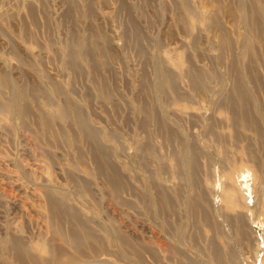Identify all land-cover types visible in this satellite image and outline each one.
<instances>
[{"label": "rangeland", "instance_id": "1", "mask_svg": "<svg viewBox=\"0 0 264 264\" xmlns=\"http://www.w3.org/2000/svg\"><path fill=\"white\" fill-rule=\"evenodd\" d=\"M10 238L38 264L45 238L73 264H264V0H0Z\"/></svg>", "mask_w": 264, "mask_h": 264}, {"label": "bare ground", "instance_id": "2", "mask_svg": "<svg viewBox=\"0 0 264 264\" xmlns=\"http://www.w3.org/2000/svg\"><path fill=\"white\" fill-rule=\"evenodd\" d=\"M162 83H163V81H162ZM25 112V111H24ZM79 112H77V114H78ZM79 115V114H78ZM77 115V116H78ZM72 116H73V114H72ZM79 117V116H78ZM77 119H79V118H77ZM77 119H75V120H77ZM250 121H251V119H250ZM250 121H248L249 123H250ZM77 124H78V121H75ZM82 125V124H81ZM79 126V125H78ZM231 173H229V174H227L226 175V180H227V184L224 186V189H223V191H224V193H223V200H225L226 202H228V204H229V207H230V209H234V206L235 205H239L240 203H241V201H240V199L238 198L239 197V189H240V187H247V185H245L244 183H243V181L242 182H239V183H237L236 182V180H235V177H233L232 175L233 174H231ZM238 178H241V179H246V177H247V175H245V173H243V172H238ZM167 194V193H166ZM178 194V193H177ZM48 195V194H47ZM49 195H53V194H49ZM56 196V195H55ZM55 196H54V198H55ZM64 196V195H63ZM62 195H61V198L63 197ZM166 196H168V195H166ZM170 196H171V194H170ZM179 196H181L180 194H179ZM65 197V196H64ZM175 197V196H174ZM203 197V196H202ZM48 198V197H47ZM59 198V197H58ZM145 198H146V196H145ZM159 198V197H158ZM170 198V197H169ZM144 199V198H143ZM157 199V198H156ZM160 199V198H159ZM161 199H162V197H161ZM175 199V198H174ZM203 199V198H202ZM239 199V200H238ZM60 200V199H59ZM62 200V199H61ZM66 200V199H65ZM71 200V199H70ZM248 199H246V201H247ZM47 201V207H48V210H49V213H51L50 215H53V216H55L56 218H57V220L59 219V218H61L60 216H62V214L68 209V207H70V206H68L67 207V209H66V207H65V204L67 203V201H63L64 202V207H62L61 206V204L60 203H63V202H61L60 201V203H59V205L55 202V200H52L51 199V197L49 198V199H47L46 200ZM144 201V200H143ZM152 201H153V198H152ZM171 201V200H170ZM173 201V200H172ZM176 201V200H175ZM180 201V200H179ZM224 201V202H225ZM160 202V201H159ZM174 202V201H173ZM194 202H195V200H194ZM225 202V203H226ZM238 202H240V203H238ZM44 203H45V200H44ZM145 204L144 205H146V203L147 202H144ZM153 203V202H152ZM165 203H166V201H165ZM172 203V202H171ZM198 203V202H197ZM205 203V202H204ZM162 204H163V202H162ZM170 204V203H169ZM199 204V203H198ZM147 205H148V203H147ZM173 205V204H172ZM224 205H226V204H224ZM67 206V205H66ZM153 206H154V204H153ZM177 206H179V204L177 205ZM196 206V205H195ZM171 207V206H170ZM175 207H176V204H175ZM197 207H199V206H197ZM241 207V206H240ZM72 208V207H71ZM71 208H69L70 210H71ZM131 208V207H130ZM149 208V207H148ZM192 208V207H191ZM226 208V207H225ZM45 209H46V206H45ZM69 209L67 210V211H69ZM73 209V208H72ZM193 209H194V207H193ZM165 211V210H164ZM201 211V210H200ZM45 212H46V210H45ZM77 212V211H76ZM66 214H67V212H65ZM69 213H70V211H69ZM71 214V213H70ZM75 214H77V213H75ZM166 214V213H165ZM164 214V215H165ZM199 214V213H198ZM49 215V216H50ZM63 215H65V214H63ZM72 215V214H71ZM73 215H74V213H73ZM73 215H72V217H73ZM78 215H79V213H78ZM77 215V216H78ZM70 216V215H69ZM82 216V215H81ZM165 216H167L168 217V215H165ZM52 217V216H51ZM50 217V218H51ZM64 217V216H63ZM72 217H70V218H72ZM74 217H75V215H74ZM201 217H202V215H201ZM207 217V216H206ZM80 218V217H79ZM64 219V218H63ZM229 219V218H228ZM240 219V218H239ZM239 219H234V218H232L231 220H230V222L231 223H236ZM52 220L53 219H51V223H53L52 222ZM65 220H66V218H65ZM71 220H73V219H71ZM205 220V219H204ZM208 220V219H207ZM60 221H61V219H60ZM60 221H59V223H60ZM67 221V220H66ZM82 221H84V220H82ZM90 221V220H89ZM88 221V222H89ZM92 221V220H91ZM49 222H50V220H49ZM65 222V221H64ZM69 222V221H68ZM71 222V221H70ZM73 222H74V220H73ZM87 222V221H86ZM51 223H49V224H51ZM66 223V222H65ZM89 223H91V222H89ZM62 224V226H63V222L61 223ZM61 224H59V225H61ZM86 223H84V225H85ZM92 224V223H91ZM94 224V223H93ZM53 225V224H52ZM58 225V224H57ZM70 225V224H69ZM95 225V224H94ZM51 226V225H50ZM71 226H74L72 223H71ZM77 226V225H76ZM86 226V225H85ZM97 226V225H96ZM95 226V227H96ZM105 226V225H104ZM56 227V226H55ZM61 227V226H60ZM69 228H70V226H68ZM78 227V226H77ZM98 227V226H97ZM96 227V228H97ZM51 229H54V227L52 226V227H50ZM57 228H58V226H57ZM66 228V227H65ZM68 228V229H69ZM73 227H71V232H72V229ZM74 228H75V226H74ZM50 229V230H51ZM79 229V228H78ZM83 229V228H82ZM112 229V228H111ZM58 230H59V228H58ZM63 231H64V229H62ZM88 229H86L85 230V232L87 231ZM61 231V230H60ZM62 232V231H61ZM70 232V233H71ZM96 232V231H95ZM105 232V231H104ZM52 233V232H51ZM74 233V232H73ZM91 233V232H90ZM94 233V232H93ZM98 233V232H97ZM96 233V234H97ZM101 233L103 234V232L101 231ZM241 233V232H240ZM6 234H9V233H6ZM5 234V235H6ZM12 234V233H11ZM56 234V233H55ZM63 234H65V233H63ZM78 234V236L80 235V233H77ZM76 234V235H77ZM92 234V233H91ZM105 234V233H104ZM111 234V233H110ZM109 234V235H110ZM118 234V233H117ZM53 235H54V233H53ZM74 235H75V233H74ZM89 234L87 233V236H88ZM93 235V234H92ZM119 235V234H118ZM10 236V235H9ZM71 236V235H70ZM78 236H73V237H77L78 238ZM81 236V235H80ZM79 236V237H80ZM86 236V237H87ZM97 236V235H96ZM114 236V235H113ZM65 237V235L63 236V238ZM72 237V236H71ZM99 237H101V236H99ZM107 237V236H106ZM4 238V237H3ZM58 238H59V236H58ZM82 238V237H81ZM94 238V237H93ZM112 239H113V237H111ZM120 238V237H119ZM80 239V238H79ZM84 239V238H83ZM89 239V238H88ZM95 239V238H94ZM100 239H102V237L100 238ZM106 239V238H105ZM104 239V240H105ZM122 239L123 238H121V240L120 241H122ZM5 240H7V239H5ZM5 240H4V242H5ZM43 240V239H42ZM55 240V239H54ZM65 240V239H64ZM82 240V239H81ZM93 240V239H92ZM92 240L90 239V241L92 242ZM99 240V239H98ZM103 240V239H102ZM107 240V239H106ZM45 241H47L46 240V238H45ZM44 241V243L41 245V247H39L40 248V253L39 254H41V255H45V254H47L48 256H49V258L51 259L50 261H49V264H73L72 263V259L69 257V256H67V255H69V253H62V251H59L58 249H57V246L56 245H60V244H56L55 243V248L56 249H54L52 246V244H53V242L50 244V243H47V242H45ZM49 241V240H48ZM51 241V240H50ZM57 240H55V242H56ZM73 241V240H72ZM108 241V240H107ZM4 242H2V243H4ZM25 242V241H24ZM74 242V241H73ZM72 242V244H74ZM86 242V241H85ZM100 242H102V241H100ZM28 243V242H27ZM59 243V242H58ZM63 243V242H62ZM88 243V242H87ZM97 243V242H96ZM104 243V242H103ZM117 243H119V242H117ZM208 243V242H207ZM67 244V243H66ZM83 244V243H82ZM112 245H113V243H111ZM116 244V243H115ZM122 244V243H121ZM28 245V244H27ZM64 245V244H63ZM87 245V244H86ZM91 245V244H90ZM105 245V244H104ZM120 245V244H119ZM32 246V245H31ZM61 246V245H60ZM88 246V245H87ZM86 246V247H87ZM108 246V245H107ZM65 247H66V245H65ZM73 247H75V246H73ZM77 247H78V244H77ZM90 247H92V246H90ZM108 247H110V246H108ZM114 247V246H113ZM5 248V250H4V252H3V256H2V258H0V264H38V261H39V259L37 258V256H36V254H35V252H34V249H33V247L32 248H28V246H25L24 245V243H22L21 242V240L19 239H15V238H10L9 240H8V242H7V244H6V247H4ZM36 248H38V247H36ZM58 248H59V246H58ZM82 248V247H81ZM78 249H79V247H78ZM93 249V248H92ZM104 249H106V248H104ZM110 249V248H109ZM210 249V248H209ZM85 250V249H84ZM95 250V249H94ZM119 250V249H118ZM35 251H37V250H35ZM65 251H66V249H65ZM73 251V250H72ZM77 251V250H76ZM82 251V250H81ZM112 251H113V249H112ZM121 251V250H120ZM208 251V250H207ZM39 252V251H38ZM80 252V251H79ZM83 252V251H82ZM87 252V251H86ZM95 252V251H94ZM105 252H106V250H105ZM114 252V251H113ZM72 253V252H71ZM76 253V252H75ZM96 253V252H95ZM99 253V252H98ZM122 253V252H121ZM214 253H216V252H214ZM97 254V253H96ZM123 254V253H122ZM213 254V253H212ZM38 255V254H37ZM41 255H39V257L41 256ZM106 255H108V254H106ZM124 255V254H123ZM122 255V256H123ZM82 256V255H81ZM80 256V257H81ZM104 256V255H103ZM109 256V255H108ZM121 256V255H120ZM137 256V255H136ZM135 256V257H136ZM211 257V256H210ZM41 258V257H40ZM117 258H118V256H117ZM90 259V258H89ZM213 259V258H212ZM218 259V258H217ZM46 260V259H45ZM49 259H47V261H48ZM41 261V260H40ZM75 261H78V260H75ZM74 261V262H75ZM45 263V262H44ZM43 263V264H44ZM82 263V262H81Z\"/></svg>", "mask_w": 264, "mask_h": 264}]
</instances>
